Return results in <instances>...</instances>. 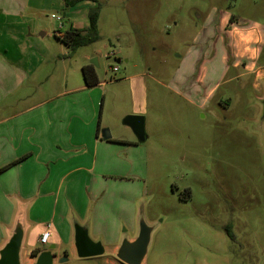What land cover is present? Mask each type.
<instances>
[{
  "label": "rangeland",
  "instance_id": "374dc122",
  "mask_svg": "<svg viewBox=\"0 0 264 264\" xmlns=\"http://www.w3.org/2000/svg\"><path fill=\"white\" fill-rule=\"evenodd\" d=\"M97 1L99 40L53 59L68 48L56 37L58 22L51 15L85 22L90 7L28 0L21 20L38 38V44L27 42L31 68L40 77L47 74L48 85L83 82L81 67L95 60L105 91L101 129L110 135L108 125L129 130L122 120L133 115L130 87L141 81L147 106L137 116L144 118L148 138L135 148L111 147L99 159L109 177L86 199L84 222L58 198L48 204L55 223L61 217L68 226L83 223L89 237L109 250L123 237L133 240L143 219L154 225L146 264H264V0ZM40 49L49 54L41 64ZM191 57L195 72L203 61L216 62L213 72L226 70L208 82L216 88L204 104L206 90L195 96L175 83L176 76L184 84L195 80L183 72ZM233 60L237 66L228 69ZM128 76L134 80L126 81ZM7 215L0 212L4 238L12 225ZM61 247L65 252L58 254L66 253L67 246ZM105 258L115 260V253ZM86 260L81 264H95Z\"/></svg>",
  "mask_w": 264,
  "mask_h": 264
},
{
  "label": "crops",
  "instance_id": "0c3cea01",
  "mask_svg": "<svg viewBox=\"0 0 264 264\" xmlns=\"http://www.w3.org/2000/svg\"><path fill=\"white\" fill-rule=\"evenodd\" d=\"M29 4L28 0H0V212L8 213L6 219L12 224L5 238L0 234V248L8 240L15 223L20 222L23 228L20 253L26 257V264L35 261V257L28 255L30 250L42 252L50 247L57 252L52 264H81L88 258L79 259L75 255L72 224L68 226L63 217L55 223L48 204H54L60 198L62 208L71 204L75 212L82 215L79 216L80 222H84L86 199L95 194V185L106 183L109 177L104 161L100 164L99 159H104L111 147L135 148L142 142H137L128 127L129 130H114L113 125H108L113 134L110 139L104 141L100 138L101 127L106 126L101 117L105 99L103 82L86 87L84 82L67 79L48 85L47 74L40 77L38 69L31 68L33 54L27 46L29 43L38 44V38H35L33 28L21 20ZM80 4L92 8L94 3ZM67 20L77 29H84L88 24L87 20L84 22L74 16ZM40 50L39 64L49 58L48 52ZM65 55L62 50L53 59H65ZM185 62L183 72L188 71L195 80L184 84L183 78L176 76L175 83L195 96L206 90L202 99L204 104L216 88V83L210 85L208 82L226 70L217 73L215 61H203L195 72L194 57L189 63ZM128 80L132 81L134 77H126ZM130 89L131 114H144L148 88L138 80ZM171 90L173 94H181ZM47 226L51 235L46 247H37L38 238ZM119 243L117 240L109 250L104 248L105 254L93 257L92 261L95 264H122L117 259L105 258L115 253ZM62 245L67 246L64 255L58 254L63 251ZM62 257L66 261L58 262ZM142 264H146L145 259Z\"/></svg>",
  "mask_w": 264,
  "mask_h": 264
},
{
  "label": "water",
  "instance_id": "95a60500",
  "mask_svg": "<svg viewBox=\"0 0 264 264\" xmlns=\"http://www.w3.org/2000/svg\"><path fill=\"white\" fill-rule=\"evenodd\" d=\"M90 65L97 67L95 60H90ZM264 84V74L262 76ZM261 121H264V97L261 100ZM123 125L128 127L137 142H143L146 138L144 131V118L137 115H127L122 120ZM100 138L104 141L110 139L107 129L100 130ZM73 238L72 245L77 258L86 259L100 257L105 254V249L101 242L93 241L88 234L86 225L72 223ZM154 230V225H148L143 219L139 220L138 232L133 240L123 237L119 243L115 258L122 264H142L146 257L150 235ZM23 240V228L20 222H16L11 235L5 244L0 248V264H21L20 250ZM53 247L40 252L36 257L34 264H52L55 255L52 253ZM66 258L62 257L58 262H65Z\"/></svg>",
  "mask_w": 264,
  "mask_h": 264
},
{
  "label": "trees",
  "instance_id": "16d2710c",
  "mask_svg": "<svg viewBox=\"0 0 264 264\" xmlns=\"http://www.w3.org/2000/svg\"><path fill=\"white\" fill-rule=\"evenodd\" d=\"M92 2L95 4L94 7L90 8L87 12V26L84 29L74 28L68 20L62 15V22L66 24V27L63 31L57 30L56 37L68 48V52L65 57H70L74 51L83 46L93 44L99 40L97 21L100 12V4L97 0H62L63 7L65 9L74 8L82 2ZM62 24V27H63ZM81 74L84 85L90 87L99 83L97 75L95 73V68L90 65H84L81 67ZM226 234L230 239H233V236L227 227ZM41 251L39 249L30 250L28 255L30 258L36 257Z\"/></svg>",
  "mask_w": 264,
  "mask_h": 264
},
{
  "label": "built area",
  "instance_id": "2783aa9c",
  "mask_svg": "<svg viewBox=\"0 0 264 264\" xmlns=\"http://www.w3.org/2000/svg\"><path fill=\"white\" fill-rule=\"evenodd\" d=\"M51 19H54L58 22V29L60 30L62 28V18L60 16H56V15H51ZM57 34V31H56ZM112 71H116V68H112ZM51 232L49 230V228H46L39 236L38 238V242L41 245H45L48 242V239L50 238Z\"/></svg>",
  "mask_w": 264,
  "mask_h": 264
},
{
  "label": "flooded vegetation",
  "instance_id": "af4514ba",
  "mask_svg": "<svg viewBox=\"0 0 264 264\" xmlns=\"http://www.w3.org/2000/svg\"><path fill=\"white\" fill-rule=\"evenodd\" d=\"M237 66V63H236V61L235 60H233L232 61V63H230V65H228V69L230 68V67H232V68H235ZM234 78V77H233ZM52 253L55 255L56 253L55 252H53L52 251ZM65 253H63L62 255H64Z\"/></svg>",
  "mask_w": 264,
  "mask_h": 264
}]
</instances>
